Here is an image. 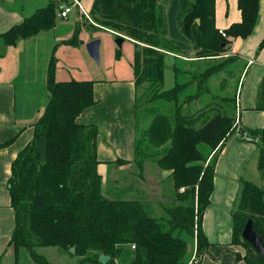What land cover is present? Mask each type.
Masks as SVG:
<instances>
[{
    "label": "trees",
    "instance_id": "obj_1",
    "mask_svg": "<svg viewBox=\"0 0 264 264\" xmlns=\"http://www.w3.org/2000/svg\"><path fill=\"white\" fill-rule=\"evenodd\" d=\"M258 1L237 0L241 21L224 29L226 36L215 27L214 0H168L164 15L161 0L92 1L89 14L98 28H107L116 37L127 36L132 41L135 84H146L149 91L154 92L150 100L175 103L173 118L162 113L152 116L147 127L136 134L133 150L140 171L146 160L171 171L170 179L179 204L166 210L167 219L159 220L148 215L139 200L102 195L101 177L96 168L99 162L97 127L76 121L84 109L96 102L94 82L55 81L51 58L46 84L49 99L33 125L31 141L12 161L7 180L15 214L9 244L16 252L25 248L39 264H50L35 251L36 247L46 246L77 256L80 264H186L187 239L180 236L181 233L195 237L196 256L201 257L207 251L208 242L201 231L200 220L213 189L215 155L208 158L235 130L234 118L217 110L203 119L202 115L198 116L200 125L195 126L198 117L182 114L176 102L185 84L176 80L172 88L161 89L165 57L161 49L175 54L196 50L197 57L203 58L223 55L226 59L217 67L209 65L201 73L198 82L201 87L211 74L234 60L233 56H225L227 47L235 38H247L251 34ZM55 13L52 1L0 36L13 44L20 38L49 29L54 24ZM164 21L167 42L173 49L164 48L161 43ZM77 30L71 40L73 44L77 43ZM263 46L264 36L260 41V47ZM140 97L144 96L136 99V128ZM255 108L264 112V72ZM248 133L258 136L262 144L261 147L258 144L257 167L264 178V127L249 129ZM166 144L169 145L159 152ZM200 144L209 149L206 156L200 151ZM202 161L208 163L204 166L199 163ZM181 187L188 189L179 193ZM232 218V243L242 244L245 253H236L234 261L218 264H239L240 260L244 264H264V258L241 237L245 221L251 218L264 243V189L243 181ZM71 247L75 248L74 253L69 252ZM102 254L109 256L105 263L99 260Z\"/></svg>",
    "mask_w": 264,
    "mask_h": 264
},
{
    "label": "crops",
    "instance_id": "obj_2",
    "mask_svg": "<svg viewBox=\"0 0 264 264\" xmlns=\"http://www.w3.org/2000/svg\"><path fill=\"white\" fill-rule=\"evenodd\" d=\"M52 1L56 6L52 27L20 38L13 44H8L0 36V264H21L22 251L29 256L22 264H39L32 260L28 250L19 248L16 252L13 245L9 244L15 226V214L7 190V180L12 161L31 141L33 125L43 113L49 99L46 84L51 58L55 81L75 79L94 82L93 94L96 102L84 109L76 121L97 127L96 157L99 162L96 168L101 177L102 195L107 198H110L108 194L112 195L109 191L114 188H106V175L110 166L117 165V172L110 175L112 181L120 184V187H115L112 195L117 198L111 199L139 200L145 212L152 217H155L152 214L155 211L162 209L166 214L168 208L179 204L172 196V199L166 201L168 205L157 197L163 191L164 180L167 187L171 188V171L161 169L156 163V167H152L150 160L143 162L140 175L134 174L123 179L119 175L129 167L135 169V172L136 168L138 170L133 148L137 134L136 99L140 85L135 84L132 67L134 47L129 57H126V64L121 62L125 59L116 60L121 63L119 66L115 64L110 75L98 79L90 77L89 59L78 48L75 49L71 42L75 30L83 25L82 21H86V17L78 9H71L69 13H74L75 19L73 26L69 15L65 18L58 15L61 6L69 0H0V35ZM92 1L80 0L82 11L87 15ZM58 18L62 20L57 22ZM240 21L237 0H214V23L218 30H224ZM263 36L264 0H259L257 19L251 34L247 38H235L227 47L228 55L233 56L234 60L240 58L244 62L233 96H220L227 101L228 113L234 120H238V124L209 155L208 160L215 155L213 189L200 220V228L207 239L208 248L201 257L196 256V239L189 237L186 264H218L221 261H234L236 253H245L242 244L232 243V214L238 205L242 182L254 183L260 174L257 167L259 145L247 140L243 133L249 134V129L264 127V112L255 108L257 89L264 72V46L260 47ZM125 39L132 43L129 38ZM80 44L81 41L77 45ZM76 54H79L78 61L73 59ZM176 55L178 54L173 53L172 56ZM165 60L164 58V63ZM173 74L176 75L175 72ZM210 76L205 81L207 89L203 94L210 92L207 85ZM142 85L146 86L143 83ZM134 185L140 186L139 195ZM37 248L41 247H36V252ZM57 250L65 254V251L59 248ZM239 264L244 262L239 261Z\"/></svg>",
    "mask_w": 264,
    "mask_h": 264
},
{
    "label": "rangeland",
    "instance_id": "obj_3",
    "mask_svg": "<svg viewBox=\"0 0 264 264\" xmlns=\"http://www.w3.org/2000/svg\"><path fill=\"white\" fill-rule=\"evenodd\" d=\"M161 6H162V15L166 13L167 7H168V0H161ZM69 18L71 19L73 26H75V19H74V13H69ZM90 19H85L86 21H82V26L77 30V43L74 44L75 49L78 51H81L83 55L89 59V76L93 79H98L101 77H104L106 75H110L111 71L115 68V64L119 66V64L122 62L126 64V57H129V54L132 53V49L134 45L129 42V40L125 39L124 43L121 44V47H118L115 43V33L110 32L107 28H98L97 24L93 21L92 16L89 14ZM60 18H58L57 22H59ZM92 25V26H90ZM79 26V25H78ZM125 38H128L127 36H123ZM160 38L161 43L164 48H170L173 49V46L167 42L168 36L166 32L165 27V21L163 23V26H161V32H160ZM82 39V40H80ZM98 39L99 42V63H96L88 54L86 50V44L93 40ZM163 40V41H162ZM81 41V44L78 46L77 44ZM167 45H166V42ZM58 48V47H57ZM259 50V48H258ZM257 50V51H258ZM162 52L165 53V63H164V81L161 86V89H169L171 88L176 80L178 82L184 83L185 87L183 91L179 94L178 100L176 102V106L179 107L180 112L184 115H195L196 118L200 115H202L200 118L203 119V117H206L205 115H211L217 110H220L222 112L228 113L227 109V101L225 102L220 96L222 97H230L233 96L234 91L237 86V80L242 72V69L244 68V62L240 58L235 59L231 63L227 64L223 69H220L217 71V73H214L210 76L209 80L207 81L208 88L210 90L209 94H203L206 92V84L203 82L201 84V87H198L199 80L201 77V73L205 70V68L209 65H217L221 63L224 59L223 55H217L213 58L208 57H197L196 50H192L186 53H179L176 56H172L173 52H169L167 50H162ZM168 53V54H167ZM73 59L75 61H78L79 54L74 55ZM123 60L124 61H116V60ZM225 62V61H224ZM173 72H176L177 75L175 76ZM100 76V77H99ZM116 76V75H115ZM195 76L197 77L195 79ZM193 79V81H192ZM222 82H221V81ZM187 85V86H186ZM147 86V85H146ZM146 86H143L140 84L138 88V97L140 95H143L144 97L139 98V106L137 111V134L141 129H144L147 127L149 121L151 120L152 116H154L157 113L166 114L169 117L173 118V112L175 109V103L172 101H166V100H150L154 96L153 91L146 90ZM146 92L142 94L144 91ZM219 96V98H218ZM217 97V98H216ZM230 104V103H229ZM212 105L213 108L208 107ZM231 106V104L229 105ZM208 107V108H207ZM217 108V109H216ZM219 108V109H218ZM202 113V114H200ZM229 114V113H228ZM200 118L198 117V121L195 122V126L200 125ZM140 134V133H139ZM256 137L258 140V144H260V139L258 136ZM169 144H166V146L160 147L159 152H161L163 149H165ZM200 151L206 156L209 149L204 144L199 145ZM208 161V160H207ZM199 162L201 165H206L208 162ZM152 167L155 166V162L152 161ZM117 165L110 166L108 175L107 176V182L106 188H114L120 187V184L116 183L115 181H112V175L110 173H116L118 169H116ZM132 171L133 173L129 172ZM134 174L140 175V170L136 168L135 169L130 168L128 170H124L120 172V177L127 178L132 177ZM114 177V176H113ZM115 178V177H114ZM136 180L138 178H135ZM172 181V180H171ZM166 181L163 182V191L160 195L158 193L157 197H160V199L163 200V203H166L165 205H168L171 196L176 199V191L173 189V182L172 186L169 189L167 187ZM255 185L260 186L262 189H264V178L261 177L260 174H258V177H256L254 181ZM138 191V195L140 193V186L134 185ZM114 189H110V193L114 194ZM183 189V190H181ZM188 188L181 187L179 188V193H183ZM109 195L110 198H117L115 196ZM121 196V195H118ZM155 217H158L157 219H167V215L164 214L163 210L161 211H155L152 213ZM160 216H163V218H159ZM163 228H165V223L162 224ZM183 238L187 239V242H189V237H187L185 234H180ZM190 245V242L188 243ZM191 251V247H190ZM37 252L41 254L50 264H80L78 261V257L72 254H69L65 252V254L59 252L57 248L55 247H41L37 248ZM240 255H243L240 253ZM24 256V257H23ZM28 253L25 251H22L21 253V261L24 263L25 259H28ZM28 261V260H27ZM241 261V260H240ZM119 262V261H118ZM21 263V264H22ZM242 263V261H241Z\"/></svg>",
    "mask_w": 264,
    "mask_h": 264
},
{
    "label": "water",
    "instance_id": "obj_4",
    "mask_svg": "<svg viewBox=\"0 0 264 264\" xmlns=\"http://www.w3.org/2000/svg\"><path fill=\"white\" fill-rule=\"evenodd\" d=\"M197 23H199V19H196ZM125 37L118 36L115 39V43L118 47H121L122 42L124 41ZM99 40L93 39L89 41L86 44V50L89 54V56L96 62L99 63ZM241 237L243 240L248 242L252 248L255 250L256 253H258L261 257L264 258V243L261 239V237L256 233L253 221L251 218H248L243 226V229L241 231ZM75 248L71 247L69 249L70 253H74ZM109 259V256L107 255H100L99 260L103 263H105Z\"/></svg>",
    "mask_w": 264,
    "mask_h": 264
},
{
    "label": "built area",
    "instance_id": "obj_5",
    "mask_svg": "<svg viewBox=\"0 0 264 264\" xmlns=\"http://www.w3.org/2000/svg\"><path fill=\"white\" fill-rule=\"evenodd\" d=\"M76 8L78 9V11L83 13V16L86 17V19H90L89 15H87L84 11H82V6H81V2L80 0H69V2L64 3L61 8L59 9L58 15L62 18L67 17L68 13L71 11V9ZM218 32L222 35V36H226L225 32L223 29H219ZM228 54H226L225 56H227ZM238 124V120L235 119L234 120V126H237ZM243 136L246 137L247 140L252 141L254 143H257L258 140L256 137H253L252 135L243 133ZM183 190V189H181ZM132 248H134V245L131 246Z\"/></svg>",
    "mask_w": 264,
    "mask_h": 264
}]
</instances>
